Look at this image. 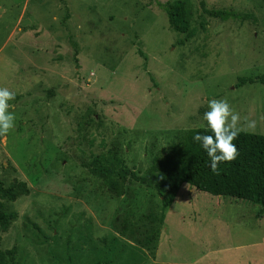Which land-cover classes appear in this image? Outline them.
Wrapping results in <instances>:
<instances>
[{"label":"rangeland","instance_id":"374dc122","mask_svg":"<svg viewBox=\"0 0 264 264\" xmlns=\"http://www.w3.org/2000/svg\"><path fill=\"white\" fill-rule=\"evenodd\" d=\"M164 1L0 0V87L15 92L0 182L29 189L2 201L14 264H264L257 205L182 184L157 224L160 196L135 179L175 133L207 123L212 99L264 134V83L237 80L264 77V0H183L189 36ZM110 150L131 172L118 197L88 167Z\"/></svg>","mask_w":264,"mask_h":264},{"label":"trees","instance_id":"16d2710c","mask_svg":"<svg viewBox=\"0 0 264 264\" xmlns=\"http://www.w3.org/2000/svg\"><path fill=\"white\" fill-rule=\"evenodd\" d=\"M166 12L168 26L179 33L191 35L188 28L187 10L183 0H166L158 3ZM203 10L211 17L225 20L238 14L230 10L205 8ZM238 83L245 81H260L264 77L237 78ZM197 133L212 134L207 123L199 127H191L175 133L163 150L154 154L145 172L136 177L141 183L151 186L160 196L159 216L149 214L150 221L160 224L163 210L169 206L175 192L182 184H187L199 191L214 196H227L240 199L258 206L257 214L264 211V134L241 131L233 143L237 146L238 156L231 162L218 164L219 174L213 173L209 167V157L200 142L193 140ZM91 165V166H90ZM88 163L91 172L98 174L113 196L123 193V185L129 180L126 174H131L115 151L96 154ZM133 177L134 174H132ZM24 181L12 179L6 186L0 182V230L6 231L9 223L16 216L14 211L3 209V200L14 201L28 194ZM15 248L0 249V264H14ZM140 256L133 257L136 264Z\"/></svg>","mask_w":264,"mask_h":264},{"label":"clouds","instance_id":"9594fccd","mask_svg":"<svg viewBox=\"0 0 264 264\" xmlns=\"http://www.w3.org/2000/svg\"><path fill=\"white\" fill-rule=\"evenodd\" d=\"M15 98V92L0 87V136L14 127L15 116L9 111L8 101ZM208 111L203 115L212 134L197 133L193 140L200 142L209 157V167L213 173L219 174L218 164L231 162L238 156L237 146L233 141L241 131L253 130L256 121L245 117L241 125L240 115L235 112L225 99H212L208 102Z\"/></svg>","mask_w":264,"mask_h":264}]
</instances>
